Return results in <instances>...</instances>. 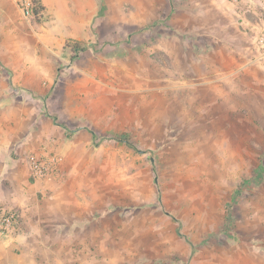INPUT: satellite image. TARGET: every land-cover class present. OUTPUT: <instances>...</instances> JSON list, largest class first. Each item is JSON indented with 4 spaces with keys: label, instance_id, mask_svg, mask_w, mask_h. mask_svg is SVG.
<instances>
[{
    "label": "rangeland",
    "instance_id": "obj_1",
    "mask_svg": "<svg viewBox=\"0 0 264 264\" xmlns=\"http://www.w3.org/2000/svg\"><path fill=\"white\" fill-rule=\"evenodd\" d=\"M29 1L0 25L6 132L46 114L72 151L58 198L0 235V264H264V71L214 78L175 58L174 0H93L95 38L62 47Z\"/></svg>",
    "mask_w": 264,
    "mask_h": 264
},
{
    "label": "crops",
    "instance_id": "obj_2",
    "mask_svg": "<svg viewBox=\"0 0 264 264\" xmlns=\"http://www.w3.org/2000/svg\"><path fill=\"white\" fill-rule=\"evenodd\" d=\"M11 2L0 0V25L5 24L6 13L12 10L6 8L12 7ZM40 2L47 13L62 24L53 27V34L47 37L49 39L41 36L42 41L48 40L47 44L62 47L70 37L87 41L95 38L96 28L92 26V20L98 12V5L93 0ZM167 10L173 14L172 34L178 37L173 36L174 49H177L174 50L175 58L187 55L189 62L194 61L206 75L221 74L214 78L229 75L230 69L238 72L250 68V65L264 71V57L256 48V39L264 28V0H174L173 8L167 6ZM70 59L74 58L70 56ZM230 63L233 64L231 68L228 67ZM36 79L40 81L42 76L38 75ZM4 103L5 99L0 98V207L16 214L19 212L24 222L28 211L37 210L40 195L58 198L56 187L49 181L55 180L53 175L63 172L61 161L69 157L72 146L66 142V130L54 124L53 118L46 114L25 113L30 116L28 119L22 117L21 111L16 122L9 126L10 131L6 132ZM26 123L29 125L27 130L24 128ZM29 155L42 159L57 156L61 160L53 174L35 180L30 176L27 165ZM59 234L61 237L69 235L68 231H60Z\"/></svg>",
    "mask_w": 264,
    "mask_h": 264
},
{
    "label": "built area",
    "instance_id": "obj_3",
    "mask_svg": "<svg viewBox=\"0 0 264 264\" xmlns=\"http://www.w3.org/2000/svg\"><path fill=\"white\" fill-rule=\"evenodd\" d=\"M239 2L240 0H231ZM22 12L28 15L31 11L32 4L29 0H22ZM34 13V12H33ZM257 46L264 50V32L257 39ZM60 157L53 156L47 159L37 158L33 155L27 157L30 176L35 179H44L49 177L55 171V166L60 162ZM18 225L17 214L9 209H0V235H9L15 232Z\"/></svg>",
    "mask_w": 264,
    "mask_h": 264
},
{
    "label": "trees",
    "instance_id": "obj_4",
    "mask_svg": "<svg viewBox=\"0 0 264 264\" xmlns=\"http://www.w3.org/2000/svg\"><path fill=\"white\" fill-rule=\"evenodd\" d=\"M86 50V48L85 47H79V45H76V46H74L73 48H72V52H74L75 54L77 53V52H83V51H85ZM75 56L76 55H74L73 57L71 56V58H75ZM93 137H95V135H93Z\"/></svg>",
    "mask_w": 264,
    "mask_h": 264
}]
</instances>
